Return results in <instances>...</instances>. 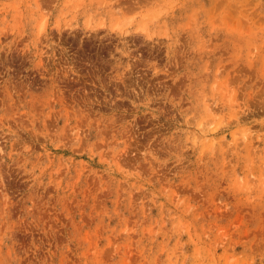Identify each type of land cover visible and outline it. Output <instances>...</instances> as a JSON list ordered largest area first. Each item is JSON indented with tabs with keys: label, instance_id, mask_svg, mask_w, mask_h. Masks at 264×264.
<instances>
[{
	"label": "rangeland",
	"instance_id": "1",
	"mask_svg": "<svg viewBox=\"0 0 264 264\" xmlns=\"http://www.w3.org/2000/svg\"><path fill=\"white\" fill-rule=\"evenodd\" d=\"M0 264H264V0H0Z\"/></svg>",
	"mask_w": 264,
	"mask_h": 264
}]
</instances>
